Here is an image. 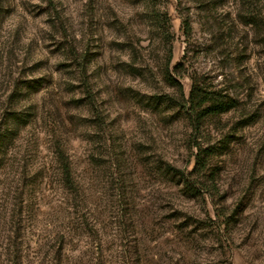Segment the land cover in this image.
Returning <instances> with one entry per match:
<instances>
[{
  "label": "rangeland",
  "instance_id": "obj_1",
  "mask_svg": "<svg viewBox=\"0 0 264 264\" xmlns=\"http://www.w3.org/2000/svg\"><path fill=\"white\" fill-rule=\"evenodd\" d=\"M0 264H264V0H0Z\"/></svg>",
  "mask_w": 264,
  "mask_h": 264
},
{
  "label": "trees",
  "instance_id": "obj_2",
  "mask_svg": "<svg viewBox=\"0 0 264 264\" xmlns=\"http://www.w3.org/2000/svg\"><path fill=\"white\" fill-rule=\"evenodd\" d=\"M184 30L185 35H188L190 26L187 21L184 22ZM186 105L189 106L190 117L194 116V122L198 123L208 116H217L234 109V103L231 100L226 101L219 98L217 94L204 92L196 81L193 82ZM205 168V159L201 158L200 155L197 156L195 172L200 171L201 173ZM64 173L66 178L70 179V170L67 164L64 165Z\"/></svg>",
  "mask_w": 264,
  "mask_h": 264
}]
</instances>
